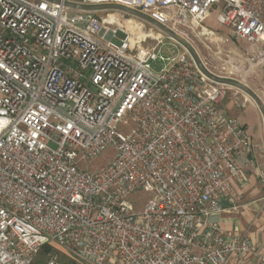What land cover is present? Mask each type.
<instances>
[{"label": "built area", "instance_id": "built-area-1", "mask_svg": "<svg viewBox=\"0 0 264 264\" xmlns=\"http://www.w3.org/2000/svg\"><path fill=\"white\" fill-rule=\"evenodd\" d=\"M55 1L0 0V264H244L254 244L213 218L238 212L253 149L222 102L249 96L164 33L183 49L173 60L120 16L64 4L123 6L205 40L215 6L264 68V0Z\"/></svg>", "mask_w": 264, "mask_h": 264}, {"label": "rangeland", "instance_id": "rangeland-1", "mask_svg": "<svg viewBox=\"0 0 264 264\" xmlns=\"http://www.w3.org/2000/svg\"><path fill=\"white\" fill-rule=\"evenodd\" d=\"M110 14L120 16V28L128 32L134 42L139 40L141 48H145L149 43H153L152 39H157V41H160L159 53L164 58L173 60L183 52L179 44L168 39L152 25L133 16L118 11L96 12V16L103 20L109 18ZM216 15L217 9L213 6L210 9L209 18L204 23L206 27L210 28L215 33L211 40H205L204 37H201L197 33H189L179 38L192 49L199 62L208 71L227 80L234 81L248 89L250 93L239 88L240 93L248 95L250 102H252L256 106L258 112H260L256 100L264 107V68L255 66L248 60L246 54L248 45L243 41L234 40L229 30L215 21ZM123 36L124 34L121 31L117 32L118 38H122ZM113 42L118 43L116 39H114ZM161 65L159 61L154 63L151 62V66L155 70H158ZM230 99L231 95L229 94L223 101V104L226 105L230 102ZM112 156L113 151L109 149L100 158L86 167L91 170H96L103 166Z\"/></svg>", "mask_w": 264, "mask_h": 264}, {"label": "crops", "instance_id": "crops-1", "mask_svg": "<svg viewBox=\"0 0 264 264\" xmlns=\"http://www.w3.org/2000/svg\"><path fill=\"white\" fill-rule=\"evenodd\" d=\"M222 107L245 127L253 149L246 158L239 159L245 182L235 185L239 194L238 212L225 211L213 220L231 236H246L254 244L256 252L244 264H258L259 258L264 256V187L259 178V173L264 172V120L252 102L244 108H237L231 98L226 105L222 102Z\"/></svg>", "mask_w": 264, "mask_h": 264}, {"label": "water", "instance_id": "water-1", "mask_svg": "<svg viewBox=\"0 0 264 264\" xmlns=\"http://www.w3.org/2000/svg\"><path fill=\"white\" fill-rule=\"evenodd\" d=\"M46 1L56 2L55 0H46ZM64 6L70 8V9H74V10L89 11V12H95V13L101 12V11H109V10L118 11V12H122L124 14L130 15V16H133V17H135V18H137L143 22H146V23L152 25L153 27H155L160 32H162L165 35H167L168 37L174 39L176 42H178L179 44L184 46L192 54V56L195 58V60L198 61V59H197L196 55L194 54V52L192 51V49L181 38H179L178 36H176L175 34L170 32L166 28L158 25L157 23H155L154 21L149 19L147 16H145L139 12H136L134 10H130L128 8H125V7L119 6V5H115V4L96 5V6H81V5H76V4H72V3H65ZM219 81H222V82L228 83L230 85L239 87V88L249 92L248 89H246L245 87H243L242 85H240L234 81H230V80H219ZM256 102L258 103L259 110H260L261 115H262L263 120H264V107L262 106V104L258 100H256Z\"/></svg>", "mask_w": 264, "mask_h": 264}]
</instances>
